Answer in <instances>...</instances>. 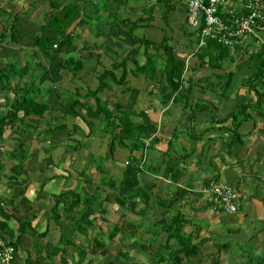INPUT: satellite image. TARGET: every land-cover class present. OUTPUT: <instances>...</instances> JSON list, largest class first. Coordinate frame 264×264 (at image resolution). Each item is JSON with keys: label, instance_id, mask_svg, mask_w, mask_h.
<instances>
[{"label": "crops", "instance_id": "obj_1", "mask_svg": "<svg viewBox=\"0 0 264 264\" xmlns=\"http://www.w3.org/2000/svg\"><path fill=\"white\" fill-rule=\"evenodd\" d=\"M245 1L225 0L237 7ZM258 1L264 7V0ZM51 3L72 6L77 13L64 34L71 36L70 44L43 53L35 48L36 36L52 37L49 17L63 14ZM185 15L186 0H0V119L6 117L0 123V221L8 230L3 238L17 244L13 264H150L146 250L129 246L133 241L162 251L175 264H264V97L257 102L246 86L256 71L252 56L264 54V31L256 28L243 45L229 47L231 59L221 62V70L209 68L194 54L201 47L199 37L185 24ZM163 36L187 66L179 94L188 108L185 101L174 102V94L169 99L159 91L147 94L148 81L132 73L133 60L145 59L137 40L159 42ZM124 57V83L106 76L100 96L135 113L131 118L150 124L154 133L142 149L130 151L126 139V148L116 145L108 155L109 135L100 119L87 115L95 101L86 92ZM69 58L82 62L74 75L59 66ZM122 70H112L117 79ZM158 79L167 84L163 73ZM29 84L39 93H27L34 102L20 103L16 90ZM254 86L262 90L263 83ZM247 102L250 118L238 126L240 140L232 143L231 119L220 121ZM196 105L204 109L190 120ZM11 112H16L14 122ZM73 126L81 143L67 141ZM90 127L92 134L85 138ZM22 143L24 169L14 154ZM132 164L140 168L138 192L136 197L126 194L127 203L119 205L109 181L118 187ZM212 179L240 193L236 212L212 207L207 191ZM62 191L81 194L82 200L54 219L53 195ZM89 196L97 201L86 202ZM88 208L93 213L81 217ZM179 214L186 221L180 231L179 221L173 222ZM113 223L120 229L110 239ZM181 236L190 237L192 254L177 242ZM98 238L103 248L93 244ZM117 242L127 251L125 260L117 258Z\"/></svg>", "mask_w": 264, "mask_h": 264}, {"label": "trees", "instance_id": "obj_2", "mask_svg": "<svg viewBox=\"0 0 264 264\" xmlns=\"http://www.w3.org/2000/svg\"><path fill=\"white\" fill-rule=\"evenodd\" d=\"M51 6L53 10H61L63 11V14L61 16H50L49 21L47 23V27L52 28L55 30V34L52 37H47L43 35H37L35 38V48L43 53H48L50 49L55 48L57 51L60 49V47L63 44H70L71 42V36L64 35L66 26L70 23L72 20L73 15L75 12L77 13V10L74 9L72 6L69 5H60L57 3H51ZM262 14L263 18L257 22L256 28L259 30L264 31V7L262 8ZM223 19H226L227 16L225 14H221ZM13 26V25H12ZM135 27V24H129V31H131ZM3 37V36H2ZM13 38V37H12ZM169 38L166 36H163V38L159 42L150 41L147 39H140L137 40V43L139 45L143 46V56H144V62L140 63L137 60H133L135 64V68L132 71L134 75L137 74H143L145 80L148 81V85L146 88L147 94L151 93H164V99H169L173 94V101H185L182 98V95H180L179 90L181 88L182 84V76L184 70L187 68L184 61L177 59L175 56V49L172 44L169 43ZM53 44H56V47H53ZM238 47V46H236ZM234 47V48H236ZM196 57L200 60V62L205 63L206 66L209 68H216L221 70V62L223 60H229L231 59V53L229 52V47L223 45L222 43L218 42L215 39H207L205 41V44L201 47H199L195 53ZM207 57L206 61H204V58ZM256 66V71L250 76V78L247 81V88L248 90H253L254 93H256L257 102H260V100L264 97V54H258L256 56H252L251 58ZM127 57H124L122 59L121 64H112L111 70H104L98 77L99 84L96 89L94 90H87V94L92 96L95 101L94 108L87 109V115L91 118H98L100 119V125L102 130L105 134H108V145H107V154H112L113 150L115 149V146H119L121 148H126L127 145L125 143L126 139L131 140V144L128 146L130 151H133L135 149H142L144 146V140L147 138L152 137L154 131L150 124H144L142 122L134 121L131 116L135 115V113L128 112L123 109V107L116 102H113L109 97L102 98L100 96V93L107 87V83L103 81V79L106 76H112L115 81L119 84L124 83L125 77H126V63ZM59 66L63 69H68L72 75L75 74L77 70H79L82 67V62L77 59L69 58L67 60H64L59 64ZM122 66V74L119 79H117L112 72L113 69ZM158 72H161L165 75L166 79V85L162 84L160 80L158 79ZM257 81H261L263 83L262 90H258L254 83ZM14 91V90H13ZM17 93L20 94V103H25L26 101L34 102L35 98L33 96H26L27 93H39L36 91V88L33 87V84H29L28 86L24 88H18ZM186 102V101H185ZM26 104V103H25ZM251 103L247 102L246 104L238 105V107L231 113H229L223 120L220 121V123H224L231 119V124H233L234 129H231V132H233V138L231 139V142L239 141L240 137L239 134H237V128L238 126L244 122L245 120H248L250 118L249 114L247 113V108H249ZM184 107L188 108V104L186 102ZM204 109L203 107H199V105H196L191 110V116L190 120L194 118V115L197 111ZM27 111L25 110L24 114H26ZM11 115L9 116V121L14 122V119L16 118V112H11ZM139 116L142 117L143 120L147 119V115L144 112L139 113ZM240 117V118H239ZM6 118V117H5ZM5 118L0 119V123H3L6 121ZM89 126H92L90 122H88ZM66 128V127H64ZM76 127H72V129L69 131L67 141H75L76 143H81L79 139H76L74 137V130ZM0 133H2V130L0 129ZM92 134V129L90 127V130L87 134H85V138L89 137ZM2 134H0L1 136ZM157 140L156 138H154ZM76 148V146L74 147ZM26 151V145L23 143L18 146V148L14 151V154L18 156V166H21L22 169L25 168V158H27V154H25ZM22 156L23 159L20 157ZM140 168L135 165H127L124 173H123V179L118 187L115 186V184L112 181H109L110 188L117 190V195L115 196V201L120 205L127 203V201L124 199L126 197V194L128 197H136V192H138L135 188L137 186V175ZM84 174V173H81ZM86 184V187H89V184L91 183L88 181V179L83 178ZM90 188V187H89ZM87 193V192H86ZM66 196H70V205H65L66 202ZM86 202L90 201H97L93 196L86 197ZM82 200L81 194H76L73 191H62L58 194L53 195V205L51 207V213L52 217L54 219H58L62 216H65L66 213L72 212L74 210V207H76L77 202ZM129 200V199H128ZM131 200L129 201V203ZM62 212H60V208ZM97 212L101 214V216H104V211L102 209H97ZM93 213L92 208L84 209L83 216H88ZM179 221L177 229L180 231L182 225L186 222L185 220L180 219V214L173 218V222ZM80 227V226H78ZM101 228V227H99ZM119 226L116 223H113L110 232L108 234L109 238H114V236L119 232ZM100 234L103 233V230H100ZM8 230H6V224L3 221H0V235L2 237H5L7 235ZM7 240L6 238H4ZM96 241H93V244L97 248H103L105 246V242L99 241L98 239H95ZM177 242H182L185 244V254L190 255L195 250L194 245H189L190 243V237L189 236H181L176 238ZM9 243L13 244L16 252L17 244L14 241L7 240ZM130 247L138 246L142 250H146L151 255V262L150 264H155L160 261L167 260L170 262V259H165V254L162 253V251H152L150 245H144L139 242L133 241V243H129ZM189 248V249H188ZM121 246H117V258H120L121 253L123 252L125 255L124 257L127 258L126 254L127 251L121 250ZM187 249V250H186ZM80 250H83L80 248ZM92 252V251H91ZM155 252V253H154ZM171 262L175 264V261L172 259Z\"/></svg>", "mask_w": 264, "mask_h": 264}, {"label": "built area", "instance_id": "obj_3", "mask_svg": "<svg viewBox=\"0 0 264 264\" xmlns=\"http://www.w3.org/2000/svg\"><path fill=\"white\" fill-rule=\"evenodd\" d=\"M262 8L258 0H247L238 7L227 5L225 0H186L185 24L197 32L199 46L207 39H215L227 47L241 46L263 18ZM221 14L227 18L223 19ZM207 191L213 208L228 214L237 211L240 193L234 186L212 179ZM14 260L13 244L0 235V264H13Z\"/></svg>", "mask_w": 264, "mask_h": 264}, {"label": "rangeland", "instance_id": "obj_4", "mask_svg": "<svg viewBox=\"0 0 264 264\" xmlns=\"http://www.w3.org/2000/svg\"><path fill=\"white\" fill-rule=\"evenodd\" d=\"M34 88H36V87H34ZM36 91H37V88H36ZM101 237H102V236H101ZM98 240L100 241L99 238H98ZM117 243H118V242H117ZM118 244H119V246H120V243H118ZM124 255H125V254L122 252L121 255H120V258H119V259H120V260H125V259H123V258H125ZM100 259H102V257H100ZM102 260H103V259H102ZM101 264H102V263H101Z\"/></svg>", "mask_w": 264, "mask_h": 264}]
</instances>
